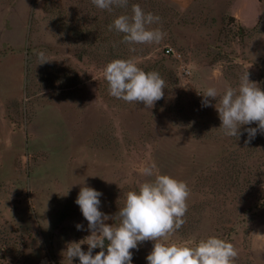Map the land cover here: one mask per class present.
Segmentation results:
<instances>
[{"label": "rangeland", "instance_id": "obj_1", "mask_svg": "<svg viewBox=\"0 0 264 264\" xmlns=\"http://www.w3.org/2000/svg\"><path fill=\"white\" fill-rule=\"evenodd\" d=\"M234 1L128 0L107 11L91 0H0V264H80L64 253L90 235L80 187L101 192L99 210L114 217L145 165L190 189L166 243L216 236L237 249L234 264H264V134L246 144L253 123L225 136L216 101L202 106L208 87H237L246 71L264 91V0L245 4L246 23ZM132 5L160 17L150 26L166 33L160 43L109 31ZM40 52L49 62L39 65ZM130 58L165 81L152 108L109 95L101 70ZM153 243L131 250V264H147Z\"/></svg>", "mask_w": 264, "mask_h": 264}, {"label": "clouds", "instance_id": "obj_2", "mask_svg": "<svg viewBox=\"0 0 264 264\" xmlns=\"http://www.w3.org/2000/svg\"><path fill=\"white\" fill-rule=\"evenodd\" d=\"M101 10L125 8L128 0H91ZM132 15H120L108 25L109 31L124 34L123 41L131 45L160 43L166 33L159 28L160 17L145 13L139 5H132ZM39 65L49 62L44 52L38 53ZM108 92L114 98L127 103H143L147 108L164 96L165 81L156 71H144L135 59H116L102 70ZM202 100L203 107L212 106L221 121L220 130L225 136L239 138L244 125L257 124L245 129L249 143L257 132L264 134V91L250 82L246 71L237 87L226 86L223 91L208 87ZM145 178L138 183V190L128 191L124 206L114 217L99 210L102 193L88 186H81L75 203L88 222L90 235L79 243H70L65 252L67 258H79L80 264H131L133 249L145 241H152L153 248L147 255V264H234L238 251L234 245L216 236L200 239L194 245L188 242L176 244L165 241L184 224L190 189L186 182L166 174H157L151 165L142 168ZM154 177V178H153ZM83 185V184H82ZM118 219V224L109 220ZM77 230L83 226L76 225ZM84 242V243H82ZM86 244L88 251H82ZM94 249L100 251L93 255ZM106 250V251H105Z\"/></svg>", "mask_w": 264, "mask_h": 264}, {"label": "crops", "instance_id": "obj_3", "mask_svg": "<svg viewBox=\"0 0 264 264\" xmlns=\"http://www.w3.org/2000/svg\"><path fill=\"white\" fill-rule=\"evenodd\" d=\"M249 1H254V2H256V4L259 5L260 8L262 7V4H261V1L260 0H236V1H234L233 6L229 7V9L231 10V12H233L232 13V16L234 18L235 17L236 18H240V20H242V22H245L246 23V18H245L244 13H243V7ZM260 15H261V13H259V15L257 16V18Z\"/></svg>", "mask_w": 264, "mask_h": 264}, {"label": "built area", "instance_id": "obj_4", "mask_svg": "<svg viewBox=\"0 0 264 264\" xmlns=\"http://www.w3.org/2000/svg\"><path fill=\"white\" fill-rule=\"evenodd\" d=\"M165 52H166L167 55H173V56H175V57H180V55L177 54V53L174 51V49H172L171 47L167 48Z\"/></svg>", "mask_w": 264, "mask_h": 264}, {"label": "trees", "instance_id": "obj_5", "mask_svg": "<svg viewBox=\"0 0 264 264\" xmlns=\"http://www.w3.org/2000/svg\"><path fill=\"white\" fill-rule=\"evenodd\" d=\"M261 206H264V197L261 199Z\"/></svg>", "mask_w": 264, "mask_h": 264}]
</instances>
